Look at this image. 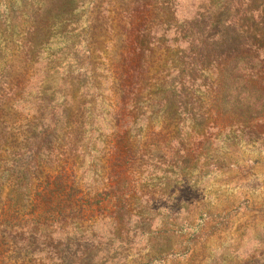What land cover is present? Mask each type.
I'll return each mask as SVG.
<instances>
[{
    "label": "trees",
    "instance_id": "16d2710c",
    "mask_svg": "<svg viewBox=\"0 0 264 264\" xmlns=\"http://www.w3.org/2000/svg\"><path fill=\"white\" fill-rule=\"evenodd\" d=\"M74 1L0 47V264H262L264 0Z\"/></svg>",
    "mask_w": 264,
    "mask_h": 264
},
{
    "label": "rangeland",
    "instance_id": "374dc122",
    "mask_svg": "<svg viewBox=\"0 0 264 264\" xmlns=\"http://www.w3.org/2000/svg\"><path fill=\"white\" fill-rule=\"evenodd\" d=\"M3 1V2H2ZM0 1V5H1V10H0V14H3V17L0 18V47H3L5 42H11V40H16V39H22V38H26L30 35V32H28V35H25V31L23 29H29L28 27H30V29L32 28V16L35 14L36 18L38 19V22L42 25V27L49 25V28H53L57 29V25H59L60 23L65 22L64 21V15H55L54 17L50 18L47 16L46 10L48 5L50 4V2L55 1V0H40L39 2H35V0H11L13 1V5L16 9L15 14L12 13V23L14 24V26H16V31H18L17 33H14V29L12 30V27L9 28V26H12V23L10 22V16L7 18L6 15L8 13V2L7 0H2ZM24 1V2H23ZM90 0H75L73 3V17L72 20H69L70 22H68V24L73 23V22H77V25H84L86 20L87 21H91L92 18H88L87 14L85 15V11L87 9H89V11L93 10L91 15H94V12L96 11V8H94V4L91 3ZM39 11V12H38ZM76 15H81V17H76ZM31 17V18H30ZM30 18V19H29ZM75 18V19H74ZM9 31V32H6ZM2 32V33H1ZM12 33V34H11ZM65 35L63 33H51L48 34V36L42 35L41 38L37 37V40H44L46 41H50V43L54 44L51 48L54 49V47H56L55 45H58V43H61L63 41V39H65ZM48 50H45V52H47ZM242 149H244V152L249 155V156H255V155H251L250 153H254L257 154V146L256 145H252V144H247L244 145L242 143ZM261 158H264V153H261ZM245 176H247L246 172H245ZM253 182L251 183H247L245 184L247 181L242 182V184L245 185H238V186H234L233 184L227 186L224 185L221 187L222 190H224L225 192H227L228 195H232V196H236L237 193H242V194H246L247 197L246 199L249 200L251 202V204H249L247 207L242 208L243 206H245L243 199H240L238 201V203L240 204L239 207V211L238 214L236 216H234V228H237L238 226L242 225V227H244L246 222H250V224L253 225V223L249 220H247L248 214H246V210H250L252 208H254L255 206L259 205L260 203H264L261 199H257L256 197L254 199H251L250 195H252V192H263L264 191V187L262 186L264 183V171L262 173H258L257 176L255 177H251L250 178ZM201 188L196 192H193L191 195V197L195 200H199L201 198H204L208 195V193H212L213 191L220 189V187H218L219 185L216 184V179L214 180L213 178H210L208 176L202 178V183H200ZM198 188H196L197 190ZM258 190V191H257ZM189 192L186 190V187L183 189L181 188L180 192H179V196L183 193ZM257 196V195H256ZM205 200V199H204ZM258 222H260L258 220ZM264 226V224H261ZM260 225V226H261ZM263 234V235H262ZM260 238L262 240L264 236V230L261 232L260 234ZM255 243L257 242H252V243H245L244 241V245L242 247V250H249L251 248H254ZM264 243V242H263ZM228 243H223L222 247H227ZM260 250L259 251H263L264 252V244L262 246H260ZM219 252V249L213 251V254H216ZM225 258V256H223ZM216 258H217V254H216ZM262 264H264V262H262Z\"/></svg>",
    "mask_w": 264,
    "mask_h": 264
}]
</instances>
